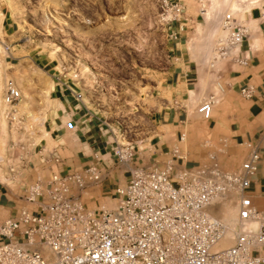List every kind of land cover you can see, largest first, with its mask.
<instances>
[{
    "label": "built area",
    "instance_id": "obj_1",
    "mask_svg": "<svg viewBox=\"0 0 264 264\" xmlns=\"http://www.w3.org/2000/svg\"><path fill=\"white\" fill-rule=\"evenodd\" d=\"M157 1L158 21L167 38L179 41L187 31L183 1ZM261 14L264 17V5ZM221 27L225 33L215 39L206 62L218 77L225 64L247 63L241 49L249 36V27L238 23L233 13L223 15ZM64 89L70 90L75 100H82L81 93L67 84ZM253 90L252 85H245L240 93L249 98ZM21 98L16 82L6 80L3 102L10 123L16 121ZM213 103L211 95L197 106L203 119L211 118ZM183 136L181 133L180 141ZM246 146L247 158L238 170L228 172L220 168L214 154H209L208 165L187 167L177 147L160 167L138 166L131 142L116 143L113 155L127 167L129 177L116 186V203L110 208L90 209L80 200L83 192L107 175L98 160L81 170L52 173L46 179L38 176L22 196L32 207H21L0 222V264H264V253L258 250L264 247V211L245 194L260 157L251 142ZM8 153L11 173L30 162L23 143L12 144ZM51 159L60 160L58 156ZM230 193L239 195L233 242L218 247L227 226L208 208ZM255 223L258 229H254Z\"/></svg>",
    "mask_w": 264,
    "mask_h": 264
},
{
    "label": "rangeland",
    "instance_id": "obj_2",
    "mask_svg": "<svg viewBox=\"0 0 264 264\" xmlns=\"http://www.w3.org/2000/svg\"><path fill=\"white\" fill-rule=\"evenodd\" d=\"M182 1L187 31L176 43L197 63L199 79L189 101L179 105L169 94L164 96L165 100L161 97V86L175 67V60L169 50L172 41L158 21L157 0H0L1 184L22 193V189L35 180L34 176H28L32 167L30 159L44 147V142L39 140L45 136L32 138L29 134L28 111L35 113L47 104V114L50 90L55 82H65L81 93L82 100L75 102L80 104L81 114H86L83 118L105 121L108 124L103 127L105 138H109L113 146L125 141H130L135 149L147 146L153 136L151 117L163 106H182L188 117L195 116L201 126L206 125L197 106L211 95L215 103L222 95L219 85L224 88V81L206 64L215 39L225 33L221 27L222 17L233 13L238 20L245 10L261 5L262 0H248L244 6L243 0L236 11L231 7L216 20L209 21L205 20L204 12L212 0ZM8 79H13L22 93L16 107L19 116L12 123L6 117L7 107L3 102ZM206 139L209 138L205 132L201 145ZM21 143L27 147L30 162L11 173L8 165L12 161L6 162L11 158L8 149L12 144ZM212 144L216 149H209L205 160L210 162L208 155L214 154L220 168L230 172L217 159L221 146ZM52 148L45 146V149ZM184 148L180 150L189 158ZM18 152L17 148L15 157ZM91 191L83 192L80 197L83 203H88V208L115 205V200L105 197L99 198L101 204L95 207ZM229 196L218 199L208 210L231 231L232 244L231 228L236 224L238 200L235 194L230 196L235 206L231 217L230 203L224 202ZM10 198L17 205L15 213L21 207H32L22 197ZM219 206L221 209L216 214ZM7 217H0V222Z\"/></svg>",
    "mask_w": 264,
    "mask_h": 264
},
{
    "label": "crops",
    "instance_id": "obj_3",
    "mask_svg": "<svg viewBox=\"0 0 264 264\" xmlns=\"http://www.w3.org/2000/svg\"><path fill=\"white\" fill-rule=\"evenodd\" d=\"M263 5L264 0L261 5L245 10L238 20L235 17L238 23L249 27V36L241 49V55L247 56V63L224 65L225 71L219 77L224 81V88L219 86L222 95L212 105L214 107L211 118L206 120V125L201 126L195 116L188 117L182 106H163L151 117L153 136L147 146L137 149L134 145L133 147L137 152L136 165L160 167L170 157L174 147L180 149L184 146L189 158L184 156L182 163L191 167L210 164L205 160V155L209 149H216L213 148V142L221 146L217 159L220 160L222 167L234 172L239 169L240 161L247 158L249 148L246 143L251 142L260 158L258 169L251 177L250 186L245 194L251 198L252 204L258 210L264 211V17L261 16ZM169 50L174 54L172 58L175 60V67L168 74L160 92L164 100V96L169 94L173 102L180 105L184 101H189L190 94L196 90L199 67L176 42H171ZM64 84L66 83L61 81L55 82L50 90V107L46 114V104L43 121L45 137L39 140L45 145L36 155H31L32 167L29 168L28 176L29 178L34 176V179L38 176L45 178L52 173L77 171L98 160L107 175L96 187L90 189L93 193L91 197H94L92 203L96 207L101 204L99 198L110 197L115 200L116 186L124 184L129 177L126 173L127 167L119 164L113 155L112 141L105 138L102 122H97L92 117L84 119L86 114H81L80 104L75 102L70 90L64 89ZM67 85L74 91L71 85ZM245 85H252L254 88L249 98L243 97L240 93V89ZM183 129L185 133L183 141H180ZM205 132L209 139L201 145ZM45 146L53 148L45 149ZM54 156H58L60 160L54 162L51 159ZM176 161L180 163L179 159ZM25 188L20 193L0 183V217L14 215L17 205L10 197H22ZM233 194L238 200L239 195L231 193L230 196ZM227 201L230 203V215L233 217V210L235 211L233 198H227L224 202ZM85 204L89 207L87 202ZM219 207L216 208V214L221 209V206ZM253 227L258 229V224L255 223ZM258 250L259 253H264V247Z\"/></svg>",
    "mask_w": 264,
    "mask_h": 264
},
{
    "label": "bare ground",
    "instance_id": "obj_4",
    "mask_svg": "<svg viewBox=\"0 0 264 264\" xmlns=\"http://www.w3.org/2000/svg\"><path fill=\"white\" fill-rule=\"evenodd\" d=\"M241 1H243V0H212V3L210 5L209 9L206 10L205 12L203 10L204 18H205L206 21H209L211 19H215L216 20L219 17V15L221 16V14L226 11V9H229L231 7H232L233 11H236L239 8V6L241 5ZM247 1L248 0H244L243 1V3H244L243 6L247 3ZM213 27L210 29V31L213 30ZM42 106L43 107H41L39 109V111H37L35 113L32 112V110L28 111V119H29V121L27 123V130H28L29 134L32 136V138H37V136L45 135V132L43 131V121H44V116H45L46 105H42ZM16 112H17V110H16ZM18 116H19L18 113H16V118L17 119H18ZM216 201H214V203ZM228 212H227V216L229 217L230 213H228ZM227 228H226V232H225V235H224L225 237L222 238L223 240L221 239V241L219 242L218 247H227V246H229L231 244V235H232V233H231L230 230L227 231ZM233 229H234V227L231 228V230H233ZM232 242H233V237H232Z\"/></svg>",
    "mask_w": 264,
    "mask_h": 264
}]
</instances>
